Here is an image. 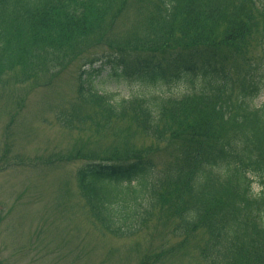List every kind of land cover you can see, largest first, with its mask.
I'll return each mask as SVG.
<instances>
[{"label":"trees","instance_id":"16d2710c","mask_svg":"<svg viewBox=\"0 0 264 264\" xmlns=\"http://www.w3.org/2000/svg\"><path fill=\"white\" fill-rule=\"evenodd\" d=\"M147 1L0 0L1 73L40 60L53 64L65 47L75 52L96 38L83 50L112 56L86 62L90 72L108 67L119 82L159 98L130 94L117 101L95 92L92 73L82 71L80 101L95 107L102 123L129 122L166 149L161 162L117 152L78 169L79 190L96 221L131 237L161 211L176 220V238L203 232L199 251L211 264H264V103L255 105L264 93V0H155L153 27L143 39H125L121 46L129 50L109 45L106 19ZM257 39L260 56L251 47ZM171 87L184 88L179 100L159 93Z\"/></svg>","mask_w":264,"mask_h":264},{"label":"rangeland","instance_id":"374dc122","mask_svg":"<svg viewBox=\"0 0 264 264\" xmlns=\"http://www.w3.org/2000/svg\"><path fill=\"white\" fill-rule=\"evenodd\" d=\"M154 5L155 0L135 2L111 14L102 26L109 45L129 50L121 46L125 39H143L153 27ZM235 7L230 6L232 12ZM235 18L244 25L243 18ZM85 42L93 44L96 38ZM83 44L74 46L75 52L65 47L51 57L53 64L40 60L13 72L0 69V264H211L199 251L203 232L194 239L176 238L170 214L160 211L140 233L118 237L96 221L85 203L77 172L87 161L120 152L126 157L150 154L161 162L166 149L165 143L139 135L129 122L102 123L95 107L80 101L81 72L91 71L86 62L112 56L105 49L83 50ZM257 44L258 39L251 47L260 56ZM67 56L72 57L66 61ZM90 73L91 88L117 101L130 100V94L159 98L136 83L119 82L108 67L102 74ZM159 93L176 101L185 92L171 87ZM195 96L191 99L204 100ZM263 103L264 93L255 105ZM253 191L260 192L257 184Z\"/></svg>","mask_w":264,"mask_h":264}]
</instances>
